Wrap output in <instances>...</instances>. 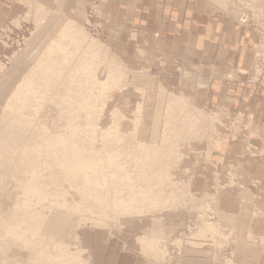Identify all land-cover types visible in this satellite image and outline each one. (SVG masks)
Masks as SVG:
<instances>
[{"label":"rangeland","instance_id":"obj_1","mask_svg":"<svg viewBox=\"0 0 264 264\" xmlns=\"http://www.w3.org/2000/svg\"><path fill=\"white\" fill-rule=\"evenodd\" d=\"M157 2L19 0L0 16V264H264L263 183L218 155L220 117L200 105L198 70L178 64L176 39L158 35ZM144 7L146 28L134 14ZM187 8L227 43L253 36L244 84L262 95L264 0ZM212 43L210 64L233 79L231 55ZM72 152L85 175L52 170ZM24 196L32 218L6 234Z\"/></svg>","mask_w":264,"mask_h":264},{"label":"crops","instance_id":"obj_2","mask_svg":"<svg viewBox=\"0 0 264 264\" xmlns=\"http://www.w3.org/2000/svg\"><path fill=\"white\" fill-rule=\"evenodd\" d=\"M19 0H0V16L9 15ZM177 1L181 2L176 5ZM155 2H157L155 0ZM160 2V4L158 3ZM159 25L158 35L171 34L176 39L177 48L185 51L183 60L178 62L188 74H193V68L198 70V81L202 83L201 106L220 117L218 136L219 153L223 159L236 163L242 176L257 177L262 181L264 188V172L261 175L253 172L246 173L244 166L264 165V91L262 95L252 93L249 85L244 84V70L249 67L253 55V36L239 32V39L233 44L227 43L223 37L224 30L219 25L200 26L202 42L200 62H194V54L199 52L195 47V25L193 13L187 8V0H158ZM184 9V10H183ZM150 9H137L134 14L142 20V27L146 28L149 21ZM145 19V20H144ZM212 35V37H211ZM186 39L185 43L181 42ZM211 42L218 47V57L221 54L231 55L233 61L231 72H237L235 77L229 79L225 76L226 70L214 62L210 64ZM232 45L234 47H232ZM183 46V48H182ZM200 50V49H199ZM239 72L241 74H239ZM193 77H188L190 81ZM246 86V87H245ZM200 92L196 93L197 94ZM193 98V94H190ZM249 151V152H248ZM251 169V168H249ZM252 171V170H251Z\"/></svg>","mask_w":264,"mask_h":264},{"label":"bare ground","instance_id":"obj_3","mask_svg":"<svg viewBox=\"0 0 264 264\" xmlns=\"http://www.w3.org/2000/svg\"><path fill=\"white\" fill-rule=\"evenodd\" d=\"M46 68V67H45ZM48 72H49V70H48ZM36 89V88H35ZM34 97V96H33ZM35 97H36V95H35ZM81 101H83V99L82 100H80V101H78L79 102V104H80V108L82 107H85V102H81ZM90 112V111H89ZM72 133H74V132H72ZM33 152H34V150H33ZM36 152V151H35ZM69 152V151H68ZM74 153L72 152V153H65V158L64 159H62V160H59V161H57V162H55V164H54V166H53V169L52 170H56V171H59V172H61L62 171V173H63V171L65 172H70L71 174L73 173H75V172H77V173H79V174H77V175H82L83 176V174L85 175V166H86V164L82 161V160H80L79 158H77L76 156H74L73 155ZM33 155V154H32ZM31 154H30V156H32ZM29 155H21V158H22V160H20V162H21V165H26V166H29V165H31L32 164V162L34 161V160H36V158H37V156H39V154L37 153V154H34V157H30ZM35 158V159H34ZM38 160V159H37ZM39 161V160H38ZM36 162V161H35ZM40 163V162H39ZM41 164V163H40ZM45 164H47V163H45ZM39 165V164H38ZM37 165V166H38ZM42 165H43V163H42ZM42 165H40V166H42ZM35 166V165H34ZM36 166V167H37ZM40 166H39V168H40ZM46 168V169H49L50 171H52L51 170V168L49 167V165L47 166V165H43L39 170H41V169H44V168ZM27 168V167H26ZM36 169L35 168H33V166H32V168L30 167V169H29V171H27L29 174L27 175V178L28 179H25L24 181H26V180H30L31 178H35V176H37L38 175V173L36 174V172H37V170L35 171ZM48 170V171H49ZM38 172H40V171H38ZM41 173V172H40ZM50 173V172H49ZM56 173V172H55ZM27 174V173H26ZM59 174V173H58ZM41 176H39V178H36L37 180L38 179H40L41 180V178L40 177H42V176H44V174L42 175V174H40ZM48 175V174H47ZM46 175V176H47ZM53 175V174H52ZM61 175V174H60ZM62 175H65L64 173L62 174ZM67 175V174H66ZM65 175V176H66ZM75 175V174H74ZM49 176V175H48ZM51 176V175H50ZM58 177V176H57ZM80 177V176H79ZM33 178V179H34ZM43 178V177H42ZM47 178V177H46ZM44 179V178H43ZM43 179H42V181H43ZM48 179V178H47ZM82 179H86V177L84 176V178L82 177ZM36 180V183L37 182H39V180L37 181ZM31 182H32V179L30 180ZM47 181V180H46ZM33 182H34V180H33ZM55 182V181H54ZM30 183V182H29ZM35 183V182H34ZM35 183V184H36ZM53 183V182H52ZM51 183V184H52ZM24 185V184H23ZM32 186H34L33 185V183L31 184ZM39 185V184H38ZM45 185V184H44ZM47 185V184H46ZM55 185V184H54ZM22 186V185H21ZM37 186V185H36ZM40 187H39V189L41 188V185H39ZM28 187V186H27ZM30 188H31V186H29ZM45 187V186H44ZM37 189H35V186H34V190H38V187H36ZM25 189H26V186H25ZM27 190H28V188H27ZM31 190V189H30ZM33 190V189H32ZM44 190V189H43ZM39 191V190H38ZM42 191V190H41ZM40 191V192H41ZM36 193H37V191H35ZM34 192V194H36ZM27 193V192H26ZM42 193V192H41ZM24 194H25V192H24ZM32 194H33V191H32ZM40 194V193H39ZM39 194H37V195H39ZM45 194V193H44ZM37 195H35L36 197H37ZM42 195V194H41ZM25 197V196H24ZM29 197V196H28ZM32 197H34V195H32ZM40 197V196H39ZM47 197V196H46ZM38 198V197H37ZM41 198V197H40ZM24 199V198H23ZM30 199H31V196H30ZM30 199H29V201H30ZM43 200V199H42ZM28 200H26V197H25V200H23V202H22V204H21V208H15V209H13V212L11 213V216L10 217H8V219L10 220L8 223L6 222V224H4V232L6 233V234H9V233H17V232H22V231H20V229H21V225H26L27 224V222L29 223V221H27L26 222V219H28V218H32V215H30L31 217H29V208H32V207H30L29 206V203L31 202H29ZM36 204V203H35ZM31 210V209H30ZM34 210V209H33ZM33 214V213H32ZM34 215V214H33ZM19 217H21V218H19ZM28 217V218H27ZM6 220H7V218H6ZM44 221V220H43ZM3 224V223H2ZM28 225V224H27ZM41 227V226H40ZM37 228V227H36ZM35 228V229H36ZM23 229V228H22ZM32 229V228H31ZM39 229V228H38ZM36 232V231H35ZM22 234V233H21ZM38 235V234H37ZM45 237V236H44ZM49 237V236H48ZM186 243V242H185ZM192 244V243H191ZM199 246V245H198Z\"/></svg>","mask_w":264,"mask_h":264}]
</instances>
